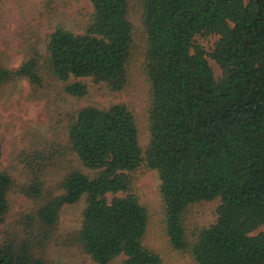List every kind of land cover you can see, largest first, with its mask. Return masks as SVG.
Here are the masks:
<instances>
[{
  "label": "trees",
  "instance_id": "obj_1",
  "mask_svg": "<svg viewBox=\"0 0 264 264\" xmlns=\"http://www.w3.org/2000/svg\"><path fill=\"white\" fill-rule=\"evenodd\" d=\"M91 1L84 33L55 29L44 62L36 55L17 70L0 64V86L27 80L40 89L45 69L78 100L89 95L84 79L118 93L141 55L151 88L149 143L142 146L125 103L76 110L68 151L87 173L71 171L64 193L22 231L4 229L15 182L0 169V264H49L62 209L83 199L82 227L69 239L96 264H162L145 245L150 214L134 192L133 174L143 168L159 175L173 249L197 264H264V0H138V10L135 0ZM209 35L219 36L211 54L197 41ZM2 158L0 138V165ZM41 188L39 181L31 191ZM215 201L216 222L190 228L192 209Z\"/></svg>",
  "mask_w": 264,
  "mask_h": 264
},
{
  "label": "rangeland",
  "instance_id": "obj_2",
  "mask_svg": "<svg viewBox=\"0 0 264 264\" xmlns=\"http://www.w3.org/2000/svg\"><path fill=\"white\" fill-rule=\"evenodd\" d=\"M135 1L133 6L138 10L141 5ZM93 13L91 0H0V64L17 70L36 55L44 62L48 55L49 35L59 27L84 33ZM218 40L219 36L213 35L197 37L208 54L213 52ZM208 60L216 77L220 78V66L209 56ZM131 72L130 86L118 93L91 79L82 80L89 86V95L83 100L66 95L64 84L45 69L42 71L44 84L40 89H34L27 80L0 86L3 146L0 169L15 182L9 195L11 210L4 229L22 231L27 223H34L40 209L64 193L63 184L71 171L87 173L76 156L68 151L66 129L70 115L76 110L87 106L104 108L115 103L129 105L137 119L142 146L147 147L151 88L145 75L143 56H135ZM133 180L134 192L150 214L145 245L161 255L162 264H197L190 255L176 251L170 245L164 226L158 173L143 168L133 174ZM39 181L41 192L34 194L31 189ZM218 205V201L196 205L191 211L189 227L204 228L215 223ZM85 207L83 199L62 209L56 238L47 250L49 264H96L69 239L71 233L82 227ZM262 230L264 228L259 231ZM122 260L112 264H121Z\"/></svg>",
  "mask_w": 264,
  "mask_h": 264
}]
</instances>
